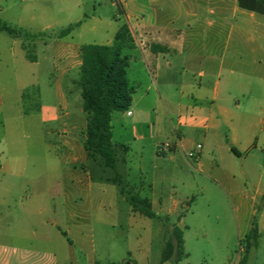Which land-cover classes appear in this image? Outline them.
<instances>
[{
  "label": "rangeland",
  "instance_id": "obj_1",
  "mask_svg": "<svg viewBox=\"0 0 264 264\" xmlns=\"http://www.w3.org/2000/svg\"><path fill=\"white\" fill-rule=\"evenodd\" d=\"M113 14L111 0H0L2 22L43 33L24 40L0 32V264H159L174 227L188 255L179 264H241L253 221L261 239L246 264H264V201L252 217L255 193L264 194V106L252 101L236 112V148L250 150L247 157H232L236 177L228 186L187 157L201 153L203 140L194 132L183 133L191 140L187 150L159 151L171 144L169 124L178 129L199 121L195 113L206 117L208 108L177 107L178 95L163 94L154 77L128 74L133 116H114L111 142L127 147L126 182L153 205V219L134 213L107 181L112 173L87 157L77 47L110 45L119 27ZM226 18L237 37L264 42V15L238 9ZM79 20L80 27L57 38ZM242 26L245 32L238 31ZM248 65L251 95L264 99V83H255L264 79V62ZM221 131L227 133L226 126ZM212 145L202 152L204 165ZM220 156L229 164L228 151Z\"/></svg>",
  "mask_w": 264,
  "mask_h": 264
},
{
  "label": "crops",
  "instance_id": "obj_2",
  "mask_svg": "<svg viewBox=\"0 0 264 264\" xmlns=\"http://www.w3.org/2000/svg\"><path fill=\"white\" fill-rule=\"evenodd\" d=\"M111 6L117 9V14L110 16L119 24L117 31L121 25H127L134 40V48L124 52L130 56L127 77L129 73L154 77L153 84L163 94L178 95L175 101L177 107L190 106L199 112L208 108L206 117L195 113L199 121H188L183 126L178 124V129L169 124L171 144L181 140V150H187L191 140L183 133L190 131L200 136L203 145L196 162L198 170H205L222 184L231 185L232 178L236 177V173L230 169L232 157L242 158V153L247 157L250 150V146L236 148L239 141L236 136V112L252 101L255 105L264 106L262 97H252V79L245 70L248 64L262 65L264 42L241 38V34L237 37V27L226 18L228 12L234 15L240 9L237 0H111ZM91 8L95 10V5ZM77 23H80V27L82 21L71 25ZM238 31L245 32L244 26ZM223 33L226 36L221 40L218 37ZM152 46H159L162 51L153 53ZM80 47H77L78 50ZM255 83L260 86L264 79L258 77ZM130 86L134 93L133 86ZM260 91L264 93L262 89ZM185 97L187 101L182 103ZM160 101L168 115L161 98ZM134 104L132 95L130 107H134ZM125 113H115L112 120L119 114L129 118L133 116L132 112L130 116ZM245 120L243 118L239 122ZM222 126H226L227 133L221 131ZM209 142L210 145L213 143L212 151L208 154L211 162L204 165L202 152L206 151V143ZM177 149H172L171 153L177 152ZM222 151L230 153L227 159L229 164L223 163L226 158L220 156ZM262 198L264 194L255 193L252 200L253 218L258 213V200ZM260 218H264V214ZM259 233L261 239L260 229Z\"/></svg>",
  "mask_w": 264,
  "mask_h": 264
},
{
  "label": "trees",
  "instance_id": "obj_3",
  "mask_svg": "<svg viewBox=\"0 0 264 264\" xmlns=\"http://www.w3.org/2000/svg\"><path fill=\"white\" fill-rule=\"evenodd\" d=\"M240 9L264 15V0H237ZM80 25H70L57 35L62 39ZM0 32L14 39L34 40L43 33L30 34L16 30L0 20ZM134 48V40L127 25L123 24L110 45H82L79 48L80 67L76 82L82 99V112L86 116L84 151L89 159L98 162L112 173L107 181L116 185L121 195L129 202L132 211L148 219L155 217L152 205L147 198H141L133 192L126 182L123 168L126 166L127 147L113 145L111 142V122L115 113L126 112L132 103L133 89L127 80V68L130 56L125 51ZM151 51H162L159 46H152ZM34 63L35 58H29ZM29 115V112H25ZM232 152L237 154L233 149ZM264 201V198H262ZM260 233L256 221H253L244 238L241 264H246L249 255L258 247ZM188 255L184 251L182 231L171 229V238L165 241L159 264H179ZM99 264V263H95Z\"/></svg>",
  "mask_w": 264,
  "mask_h": 264
},
{
  "label": "built area",
  "instance_id": "obj_4",
  "mask_svg": "<svg viewBox=\"0 0 264 264\" xmlns=\"http://www.w3.org/2000/svg\"><path fill=\"white\" fill-rule=\"evenodd\" d=\"M126 115L127 116H130L131 115V112L130 111H126ZM174 148H181V144H180V141L178 140L175 144H162L159 146V151L160 152H165V151H169V150H172ZM201 150V147L199 148ZM187 157L189 159H194L195 162H197L199 160V155H194L193 153H189L187 155Z\"/></svg>",
  "mask_w": 264,
  "mask_h": 264
}]
</instances>
